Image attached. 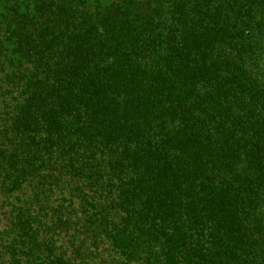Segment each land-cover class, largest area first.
<instances>
[{"label":"trees","instance_id":"1","mask_svg":"<svg viewBox=\"0 0 264 264\" xmlns=\"http://www.w3.org/2000/svg\"><path fill=\"white\" fill-rule=\"evenodd\" d=\"M1 24L0 264H264V0Z\"/></svg>","mask_w":264,"mask_h":264},{"label":"rangeland","instance_id":"2","mask_svg":"<svg viewBox=\"0 0 264 264\" xmlns=\"http://www.w3.org/2000/svg\"><path fill=\"white\" fill-rule=\"evenodd\" d=\"M87 1L90 2L92 5H106L109 0H87ZM11 3H17V4L23 3V0H0V26L2 25L1 20L5 8L8 4Z\"/></svg>","mask_w":264,"mask_h":264}]
</instances>
